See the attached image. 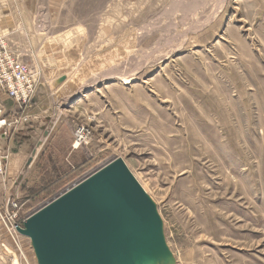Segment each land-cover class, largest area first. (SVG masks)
<instances>
[{
	"label": "rangeland",
	"instance_id": "1",
	"mask_svg": "<svg viewBox=\"0 0 264 264\" xmlns=\"http://www.w3.org/2000/svg\"><path fill=\"white\" fill-rule=\"evenodd\" d=\"M0 37L41 93L0 91V264H38L17 228L117 159L175 264H264V0H0Z\"/></svg>",
	"mask_w": 264,
	"mask_h": 264
},
{
	"label": "water",
	"instance_id": "2",
	"mask_svg": "<svg viewBox=\"0 0 264 264\" xmlns=\"http://www.w3.org/2000/svg\"><path fill=\"white\" fill-rule=\"evenodd\" d=\"M156 204L122 159L31 215L19 229L38 264H175Z\"/></svg>",
	"mask_w": 264,
	"mask_h": 264
},
{
	"label": "built area",
	"instance_id": "3",
	"mask_svg": "<svg viewBox=\"0 0 264 264\" xmlns=\"http://www.w3.org/2000/svg\"><path fill=\"white\" fill-rule=\"evenodd\" d=\"M0 90L9 99L21 105L29 104L35 94V82L32 78L30 67L15 57L8 43L2 37H0ZM1 113L0 109V116ZM19 122L18 118H15L14 121H9L1 116L0 135L7 134L9 127L13 123L19 124ZM17 229L19 230L20 228Z\"/></svg>",
	"mask_w": 264,
	"mask_h": 264
},
{
	"label": "crops",
	"instance_id": "4",
	"mask_svg": "<svg viewBox=\"0 0 264 264\" xmlns=\"http://www.w3.org/2000/svg\"><path fill=\"white\" fill-rule=\"evenodd\" d=\"M1 91V90H0ZM2 92V91H1ZM3 93V92H2ZM41 94V93H40ZM39 93H37L36 95H35V97L33 98L34 99V106H35V108L36 109H38V99L40 98V95ZM6 99L4 100L5 102H6V104L5 105H2L4 108H5V106H7L9 109L8 110H10V112H11V114L12 115H17L18 114V112H19V110L21 109V108H19L18 106H17V104H15L14 103V101H12L11 99H9L7 96L5 97ZM15 104H13V103ZM4 104V103H3ZM14 105V107H11V106H13ZM7 110V109H6ZM9 112V113H10ZM6 113H8V112H6ZM34 115H36V114H34ZM36 117V116H35ZM38 117V116H37ZM24 134H25V136H27V137H25L24 138V136H23V132H21V133H16L15 135H14V138H17L18 140H17V142H19V143H24V141H26V142H28L29 141V143H31L32 141H34V139H29L31 136L32 137H34V136H38V134L37 133H35L34 132V130H31V131H29V130H25V132H24ZM6 142V139L4 138V137H2L1 136V143H5ZM24 148V147H23Z\"/></svg>",
	"mask_w": 264,
	"mask_h": 264
},
{
	"label": "bare ground",
	"instance_id": "5",
	"mask_svg": "<svg viewBox=\"0 0 264 264\" xmlns=\"http://www.w3.org/2000/svg\"><path fill=\"white\" fill-rule=\"evenodd\" d=\"M212 21V20H211ZM205 25V24H204ZM120 66V65H119ZM123 67V66H122ZM113 70V69H112ZM124 70V69H123ZM117 72V71H116ZM123 73H124V71H123ZM122 76V75H121ZM102 77H105V76H102ZM116 77H118V76H116ZM134 77V76H133ZM120 78V77H119ZM131 78H132V74H131V77L130 76H128V78L127 77H122V81L123 82H130V80H131ZM106 79H107V77H106ZM87 86V85H86ZM79 143V142H78ZM79 144H77V146H78ZM127 165V164H126ZM134 175V174H133ZM134 177H135V175H134ZM136 178V177H135ZM137 179V178H136ZM137 181L139 182V180L137 179ZM139 184L141 185V183L139 182ZM142 186V185H141ZM142 188H143V186H142ZM144 189V188H143ZM145 190V189H144ZM146 192V191H145ZM147 193V192H146Z\"/></svg>",
	"mask_w": 264,
	"mask_h": 264
}]
</instances>
